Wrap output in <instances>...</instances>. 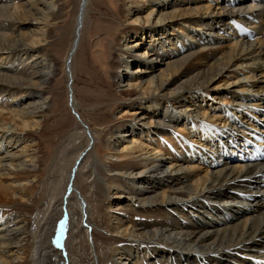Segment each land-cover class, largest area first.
Returning a JSON list of instances; mask_svg holds the SVG:
<instances>
[{
  "label": "bare ground",
  "instance_id": "6f19581e",
  "mask_svg": "<svg viewBox=\"0 0 264 264\" xmlns=\"http://www.w3.org/2000/svg\"><path fill=\"white\" fill-rule=\"evenodd\" d=\"M60 1L16 0L0 5V26L8 27L6 33L0 31V69L20 64L16 74L0 71V264H95L92 242L97 240L106 248L103 264H143L150 255L164 252L186 256L178 264H194L197 252L216 258L209 251L237 262L240 259L229 250L251 253L264 248V193L262 187H250L257 180L254 166L220 161L225 152L208 130L217 135L218 124L228 121L231 112L252 124L251 117L264 106V18L259 9L256 18H249L255 2L245 7V17L254 23V40H233L238 35L229 32L234 30L230 25L240 12L226 8L225 0H121L116 19L122 31L113 43L112 82L93 104L103 116L116 107L124 111L115 119L102 117L90 123L73 94L74 53L89 2L79 0L64 59L66 104L83 125L70 137L81 132L85 138L90 135L97 151L87 158L85 149L76 151L55 182L43 165L41 144L47 133L39 118L46 114L45 99L54 93L50 82L55 64L46 45L54 43L53 25L63 14ZM144 8L147 15L142 18L147 20L140 21L135 15ZM235 18L240 21L241 16ZM194 28L208 30L206 37L218 45L186 52L196 40ZM177 33L179 42L173 37ZM142 45V52L134 53V47ZM152 55L165 60L161 61L165 68H159L149 58ZM138 62L132 74L124 73ZM155 69L159 73L147 77ZM121 77L126 78V89L117 91L114 87ZM33 95H42V100L16 107ZM246 101L258 108L248 102L242 108L236 104ZM137 117L144 128H136ZM120 129L127 134L116 135ZM82 154L86 165L79 168ZM79 172L86 177L88 195L76 186ZM49 178L53 180L48 184ZM143 183L151 189L143 188ZM160 183L164 187L155 191ZM235 187L249 191L250 198L236 197ZM251 191H259V196ZM210 197L216 202L208 201ZM246 201L247 207L238 209ZM198 203L203 210L193 209ZM227 211H231L228 221L234 222L221 220ZM217 220L223 224L211 228L220 224ZM193 249L197 251L192 254Z\"/></svg>",
  "mask_w": 264,
  "mask_h": 264
},
{
  "label": "rangeland",
  "instance_id": "374dc122",
  "mask_svg": "<svg viewBox=\"0 0 264 264\" xmlns=\"http://www.w3.org/2000/svg\"><path fill=\"white\" fill-rule=\"evenodd\" d=\"M15 2H16V0H3V1L0 0V5H2V4L10 5V4H13ZM60 2H62L63 14H62L60 20L55 22V24L53 25L51 36L54 39V43L52 42V43L46 45V48H47L46 51L52 56V58H53L52 61L55 64V67H54L55 71L53 73V76H52L51 82H50V85H51L50 89L54 93H52L50 100H49V97L47 99H45L46 100L45 103L48 104V105L45 104L44 112L46 114H45V116L39 118V119L43 120V122H45V125H44L45 127H43V129H45L46 133H47V136L42 141L43 144H41V150L44 152V155H45L43 165L48 167L47 169L50 172L49 173L50 176H48V177H51L54 179L53 180V179L49 178V180H47L48 184L50 183V180H53L56 182L57 179L60 178L59 173L61 174V171L63 170V168L66 167L67 164L71 163L70 160L72 159V156H74L75 153L81 151L82 149H85L84 154L87 158L88 154L91 156V154H93V152L96 153L95 151H97V145H94V147H93L94 142L91 139L90 135H87L85 138V136H83V133L81 132V133H79V135L77 134L76 137H70V135H72V133L76 134L74 132H80L81 127L83 126L79 123V118L77 117L76 111H73V109L70 110V108H68V104H66V100L68 99L69 93H67V88L65 86L66 75H65V60H64L65 55L67 53L66 51H68V49H69L70 39L73 37V28L77 22L78 7H79L80 2H79V0H61ZM224 5H225V3H224ZM247 5L250 6V0H246L240 4L233 5L232 7L240 8V10L244 7V9H246V11H247V8H245V7H248ZM120 6H121V0H89V2H88V13H87L86 19H85L84 30L82 31L81 38L79 40L80 44L76 49L78 51H75V53H74L73 70H75V72H74L75 73V76H74L75 79H73V84H75V89H74L75 91L73 92V94L75 93V97L79 103V107H80L81 111L86 115V118L88 119V121L90 123H96L102 117H104L105 119L108 117L115 119V118H117L116 116L120 115L124 111V108L116 107L115 109H110L108 111V113L105 112L104 116H103L102 114L98 113L94 109V107L96 105L93 104V102L98 104L101 97L105 96V94L107 93L105 91L106 84L108 85L109 82H112V81H110L111 79L109 77L112 74L111 73V70H112L111 65H112V55H113V45H114L113 43L116 42L115 39H118L120 37L121 31H122L121 26H120L121 22H120V20L118 21V19H116L117 17H119ZM226 7H229V4H227ZM258 7H261V6L258 4ZM172 8H174V7L167 8L166 11H170ZM254 9H255V7H254ZM252 10H253V8H252ZM132 11H134V10H132ZM145 15H147L146 8L140 10L137 13V15H135V16L138 17V19L140 21L141 20L146 21L147 19H144ZM142 17H144V18H142ZM156 17H157V15H154L153 17H151L150 22L155 21ZM150 22H148V23H150ZM243 23H245L244 20L241 22V24L243 25ZM262 24L264 25V23H262ZM7 28L8 27L2 28L0 26V31L3 33H6V31H8ZM199 30L201 32H203L204 34L201 36L198 35L199 36L198 37L196 35V33H199L200 32ZM199 30L197 31L195 29L196 33H194L195 34L194 39H196V40H195V42L192 43V46L189 49H187L186 52H189V51H197L198 52V51H200V49H202V47H214V46L218 45L216 42H214L212 40V38H207L208 37L207 36L208 30L207 31H204L202 29H199ZM232 31L229 30L230 33H236L235 30H232ZM176 36H173V37L176 41L179 42V40H180V39H178L179 33H177ZM240 38L241 37H236V39H238V40H240ZM246 38L247 37L245 36L241 40H245ZM233 40H235V38ZM248 40H250V38ZM125 43H127V41ZM168 44L169 43H166V45H168ZM144 47H145V45H142V47H134V53L139 54L140 52H142V49ZM176 49L178 50V49H180V47L176 48ZM178 51L180 52V50H178ZM182 54H185V52ZM182 54L179 53L177 55L180 56ZM137 56L139 57V55H136V57ZM174 57H177V56H174ZM149 58L150 59L153 58V62H155V64L158 65L159 68H165V65L161 63V61H165V60H160L161 58H159V57L157 58V56L153 57V55H152V57L150 56ZM24 59H22V60H24ZM136 65L139 66L140 63L138 62L135 65L130 64L128 66V68L124 71V73H126V75L128 73L132 74L131 71L134 69V67ZM13 66H15V65L13 64L12 67ZM19 66H20V64L17 67L10 69V70H8V69L3 70V68H2V69H0V71H2V72L7 71V73H10V74H13V72H14L16 74L15 71L17 70V68ZM153 73L154 74L146 73V74H148L147 77L151 76V75H155V74L157 75L159 73L158 69L153 70ZM125 77H121V79L116 81L118 83V86H115L114 89H116L117 91L121 90L123 88L126 89V87H125L126 78ZM145 77L146 76H144V78ZM181 80H185V77L182 78ZM43 94H44V96H46L45 93H43ZM47 94H49V93H47ZM1 97L4 98V97H6V95H2ZM42 97H43L42 95H40V96L39 95H37V96L33 95L32 97L28 98L27 100L26 99H23L24 101L21 100V102L18 103L16 105V107H19V106L23 107L30 100L31 101L35 100L34 102H39V100L40 101L42 100ZM3 100L4 101H11V100H8L6 98ZM118 111H119V113H118ZM165 114H167V113H165ZM128 118H129V116H128ZM135 121L138 124L136 126V128H144V126L141 125L142 121H139L138 117L136 118ZM145 121H147V120H145ZM110 124H113V123H110ZM95 126L98 127L97 124ZM123 133L127 134V131L124 129H120V130H117L116 135H122ZM114 137L111 139L112 141L115 139ZM124 138L128 139L127 136H125ZM87 140L89 141V143ZM121 140H122L121 138H119L117 140V142L115 144L116 147H118V145L121 144ZM9 150H11V149H9ZM14 150H13V152H14ZM84 154H82V156L84 158L81 160V162L79 164L80 165L79 168L86 165V161L84 160L86 158H85ZM82 156L80 158H82ZM215 161L216 160H214L213 162H215ZM234 163H236V162H234ZM217 167H219V166H217ZM167 171H169V170H167ZM160 176H161V173L159 174L158 177H160ZM76 179H77L76 186L78 187V189L82 188V190H80V191H85L86 195H88L89 190H88V185H87L86 180H85L86 177L82 176V174H80V172H79V174H76ZM164 184L165 183H160L159 188H157L155 191H158V192L161 191V188L164 187ZM142 186L145 189L146 188L151 189L150 185L147 186V184L143 183ZM239 189H240V191H242L241 188H239ZM231 190H234V189H231ZM201 200L204 201L203 198H201ZM208 201H212L213 203L216 202L211 197L209 198ZM228 203L230 204V203H232V201L228 202ZM247 203L248 202L246 201V203L244 205L237 206L238 209L243 210L244 208L247 207V205H248ZM113 204H114V202H113ZM263 206H262V208H263ZM198 207H199V203H198V206L196 207V209ZM184 208H186V207H184ZM201 209L202 208H200V210ZM227 212H228V214H230L231 211H227ZM93 214L95 217L96 213L94 212ZM176 216H178V215H175V217ZM192 217H195V216H192ZM208 218H206V219H208ZM185 219L187 221V218H185ZM199 219L202 220L201 218L198 217L197 220H199ZM211 219H213V218H211ZM181 222L185 223L182 220H181ZM227 222L232 223V222H234V220L233 221H227ZM221 224H223V223L217 224L211 228H214L216 226L218 227V225L221 226ZM31 226H34V224L32 223ZM88 226H89L88 229L91 232L92 225L88 224ZM31 229H33V228L31 227ZM89 238H88L87 245L90 247L91 246V244H90L91 240L93 239L91 234H90ZM99 242L100 241H98V240H97V243L92 242V244L94 245L93 248H94V250H96V255H95V256H97L96 260H98L95 262V264H103L105 261V260H103V257H105L104 255H106V248L103 247L104 246L103 243H101L102 244L101 245ZM193 246H195V248L197 247V245H193ZM256 249H259V250L254 251L255 254H258V255L263 254L262 251H260L263 248L259 247ZM196 251L197 250L193 249L192 254ZM251 252H253V251H251ZM209 253H210V251H209ZM194 255L195 256L198 255V252H197V254H193V256ZM150 256H152V257H149L148 259L143 260L144 261L143 264H152V263H154V264H164V263L165 264H175V263H177L178 264L182 260L181 257L176 258L174 255H172L168 252H166V254L164 252L163 255H154V257H153V255H150ZM221 258L222 259H220V260L213 259V261H216V263L220 264V262L223 263V258H229V257L227 255H222ZM133 259H135V258H133ZM133 259H132V262L134 261ZM149 259H150V261H149ZM191 259H193V257H191ZM186 260L190 261L189 259H186ZM141 261H142V258H141ZM208 264H211V262H209Z\"/></svg>",
  "mask_w": 264,
  "mask_h": 264
}]
</instances>
